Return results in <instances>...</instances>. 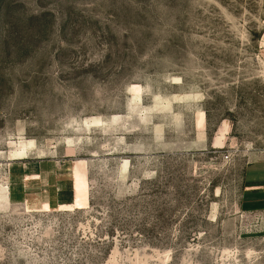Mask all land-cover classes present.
<instances>
[{
    "label": "rangeland",
    "instance_id": "374dc122",
    "mask_svg": "<svg viewBox=\"0 0 264 264\" xmlns=\"http://www.w3.org/2000/svg\"><path fill=\"white\" fill-rule=\"evenodd\" d=\"M259 162L264 0H0V264H264Z\"/></svg>",
    "mask_w": 264,
    "mask_h": 264
},
{
    "label": "crops",
    "instance_id": "0c3cea01",
    "mask_svg": "<svg viewBox=\"0 0 264 264\" xmlns=\"http://www.w3.org/2000/svg\"><path fill=\"white\" fill-rule=\"evenodd\" d=\"M255 167L264 169V162L255 164L251 169L248 168L250 171L247 172V183L244 190L246 198L243 201L248 208L258 207L264 210V176H260V174L255 176L256 173L252 171Z\"/></svg>",
    "mask_w": 264,
    "mask_h": 264
}]
</instances>
